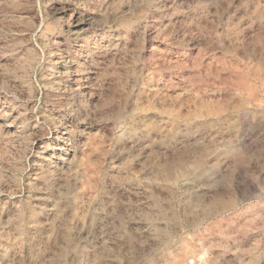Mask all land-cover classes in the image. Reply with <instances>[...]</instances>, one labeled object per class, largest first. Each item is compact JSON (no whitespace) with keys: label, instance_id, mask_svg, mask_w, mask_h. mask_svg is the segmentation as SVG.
<instances>
[{"label":"rangeland","instance_id":"1","mask_svg":"<svg viewBox=\"0 0 264 264\" xmlns=\"http://www.w3.org/2000/svg\"><path fill=\"white\" fill-rule=\"evenodd\" d=\"M0 264H264V0H0Z\"/></svg>","mask_w":264,"mask_h":264}]
</instances>
